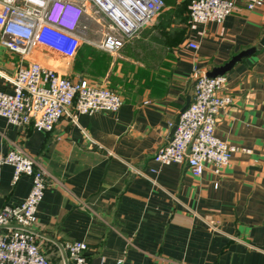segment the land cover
Listing matches in <instances>:
<instances>
[{
	"label": "crops",
	"instance_id": "crops-1",
	"mask_svg": "<svg viewBox=\"0 0 264 264\" xmlns=\"http://www.w3.org/2000/svg\"><path fill=\"white\" fill-rule=\"evenodd\" d=\"M169 1L116 53L97 45L110 24L97 8L66 33L81 41L67 59L43 45L61 39L42 38L23 54L3 44L0 28V91L13 93L16 71L38 61L124 100L117 112L66 115L49 132L0 115V153L21 149L47 172L36 229L52 264L62 262L57 244L75 240L88 245L90 264H264V0L252 9L239 0L222 22L205 23L190 20L191 0ZM243 52L225 73L232 103L216 128L240 148L228 166L194 176L186 163L155 162L173 134L169 122L194 98L197 75ZM13 174L11 164L0 166V210L31 190L29 176L14 182Z\"/></svg>",
	"mask_w": 264,
	"mask_h": 264
},
{
	"label": "built area",
	"instance_id": "built-area-1",
	"mask_svg": "<svg viewBox=\"0 0 264 264\" xmlns=\"http://www.w3.org/2000/svg\"><path fill=\"white\" fill-rule=\"evenodd\" d=\"M239 0H191L190 20L193 23L222 22ZM252 9L261 0H243ZM165 0H0L2 42L8 48L27 54L44 24L64 33H75L81 18L97 8L110 24L97 44L106 52L116 53L166 8ZM23 39L24 43L18 40ZM189 47L198 48L190 42ZM13 93L0 91V115L11 124L32 126L41 131L53 130L64 116L76 119L79 114L96 111L117 112L123 97L108 86H95L84 78L71 79L57 69L38 61L20 67L14 74ZM228 76L198 74L194 98L176 121L165 147L154 154L158 164L186 163L194 176H201L210 166L220 174L240 150L216 135L218 116L232 103L224 94ZM241 150L249 152L248 149ZM14 167L13 181L21 176L31 178L32 187L24 201L6 205L0 210V264H52L38 239V207L48 187L45 168L21 149L0 153V166ZM156 169H152L155 171ZM61 264H90L84 241H61L57 244ZM115 264H125L124 258Z\"/></svg>",
	"mask_w": 264,
	"mask_h": 264
},
{
	"label": "rangeland",
	"instance_id": "rangeland-1",
	"mask_svg": "<svg viewBox=\"0 0 264 264\" xmlns=\"http://www.w3.org/2000/svg\"><path fill=\"white\" fill-rule=\"evenodd\" d=\"M42 27H44V28L42 29ZM42 27L40 29V32L38 34L36 42H39L40 40H42V38L43 39H50V40L61 39V41L63 42L62 44L61 43L60 44H58V43L51 44L50 43L48 45L47 44H43V45L50 47L53 50L55 49V52L58 51L60 56L62 54L64 56H66V59L70 58L73 55L75 48H77L78 42H81L79 39H77L71 35H68V34L62 32L61 30H58L57 28H54V27L49 26L47 24H44ZM72 42H74V43H72ZM70 43H72V44H70ZM57 48H67V50L64 53H62ZM54 65L57 66V68H59V67H60V69L63 68V66H61L62 65V59L60 58V60H58V63L57 64L55 63Z\"/></svg>",
	"mask_w": 264,
	"mask_h": 264
},
{
	"label": "water",
	"instance_id": "water-1",
	"mask_svg": "<svg viewBox=\"0 0 264 264\" xmlns=\"http://www.w3.org/2000/svg\"><path fill=\"white\" fill-rule=\"evenodd\" d=\"M248 53L249 52H243L241 54H238L237 56L233 57V59L230 62H228L224 66H221V67H218V68H214L212 71L208 72L207 75H209V76H217V75L225 74L228 70H230L233 67V65L238 60H240L244 55H246Z\"/></svg>",
	"mask_w": 264,
	"mask_h": 264
},
{
	"label": "trees",
	"instance_id": "trees-1",
	"mask_svg": "<svg viewBox=\"0 0 264 264\" xmlns=\"http://www.w3.org/2000/svg\"><path fill=\"white\" fill-rule=\"evenodd\" d=\"M165 1H167L168 3L170 2L169 0H165ZM161 13H162V12H161ZM161 13H160V14H161Z\"/></svg>",
	"mask_w": 264,
	"mask_h": 264
},
{
	"label": "bare ground",
	"instance_id": "bare-ground-1",
	"mask_svg": "<svg viewBox=\"0 0 264 264\" xmlns=\"http://www.w3.org/2000/svg\"><path fill=\"white\" fill-rule=\"evenodd\" d=\"M43 28V27H42Z\"/></svg>",
	"mask_w": 264,
	"mask_h": 264
}]
</instances>
